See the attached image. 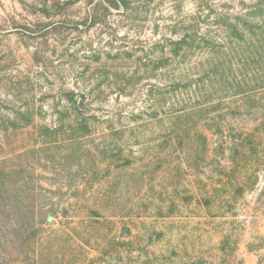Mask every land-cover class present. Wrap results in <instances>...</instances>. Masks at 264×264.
Listing matches in <instances>:
<instances>
[{"label":"rangeland","instance_id":"374dc122","mask_svg":"<svg viewBox=\"0 0 264 264\" xmlns=\"http://www.w3.org/2000/svg\"><path fill=\"white\" fill-rule=\"evenodd\" d=\"M0 264H264V0H0Z\"/></svg>","mask_w":264,"mask_h":264}]
</instances>
